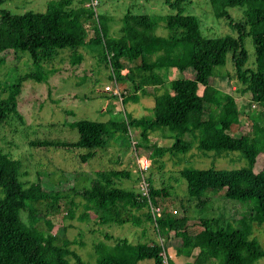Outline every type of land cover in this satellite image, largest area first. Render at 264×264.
I'll return each mask as SVG.
<instances>
[{"label":"trees","instance_id":"16d2710c","mask_svg":"<svg viewBox=\"0 0 264 264\" xmlns=\"http://www.w3.org/2000/svg\"><path fill=\"white\" fill-rule=\"evenodd\" d=\"M73 1L50 0L42 12L19 15L0 9V55L27 52L28 61L38 67L58 57L64 59L61 54L68 51L70 64L77 66L84 59L80 49L87 47L94 52L99 46L98 58L111 69L110 79H121L120 72L127 68L125 78L136 92L126 98L122 93V102L137 99L138 92L148 94L150 86L161 85L162 90L154 96L150 116L127 115L123 120L103 121L73 119L66 124L77 130L76 140L45 138L29 141V145L84 149L86 152L79 156L84 163L105 148L107 135L128 137L132 128L138 129L134 151L138 159L150 162L146 170L138 167V180L145 179L148 192L144 194L139 183L137 188L123 186V179L131 178L124 168L98 170L89 188L72 187V193L47 191L38 176L31 182L20 180L21 162L0 149V264H73L72 259L75 264H87L72 248L76 242L67 235L71 224L62 223L56 228L51 219L60 213L66 200L69 206L63 220L94 218L97 225H128L141 237L136 241L117 237L113 244L105 240L93 243L96 264H140L144 260L162 264L161 241L173 247L177 255L194 257L183 264H258L264 258V248L254 233L256 224L264 225V125L259 123L264 111L248 115L254 128L250 134L241 123L234 92L212 85L210 78L218 67L230 62L233 69L225 74L237 84L234 89L242 95L249 93L252 105L264 108V0H209L215 16L228 18L235 29V34L216 38L203 36L196 18L180 12L167 16L165 36L153 33L148 16L130 13L121 17L117 34H112L108 23L111 18L99 13L98 5L78 0L74 6ZM166 1L174 7L171 0ZM244 5L245 22H233L227 8ZM87 22L94 23L90 38ZM246 38L253 46L252 61L248 60ZM123 59L139 62L125 67ZM161 68L180 73L191 69L194 74L173 78L165 87L156 71ZM26 78L40 81L43 75L28 73ZM20 91L21 82L6 98H0V125L12 115L23 119L16 103ZM164 128L172 132V144L165 147L152 143L150 134ZM188 134L190 139L186 138ZM193 147L202 152L238 151L247 161L234 169L195 167L194 163L184 167L179 174L185 180L187 198L196 200L199 208L221 198L248 200L254 202L253 210L236 213L226 224L220 223L222 217L200 218L197 231L191 233L187 216L162 206L174 187L155 179V172L149 170H159L165 151L184 153ZM149 200L153 206H161L155 215ZM77 208H81L79 214L75 213ZM105 237L112 236L106 233Z\"/></svg>","mask_w":264,"mask_h":264},{"label":"rangeland","instance_id":"374dc122","mask_svg":"<svg viewBox=\"0 0 264 264\" xmlns=\"http://www.w3.org/2000/svg\"><path fill=\"white\" fill-rule=\"evenodd\" d=\"M49 1L0 0V9L17 15L42 12L46 9ZM77 1H73L74 6H77ZM171 2L174 7H171L166 0H99L97 10L111 18L108 23L112 34H117L121 17L125 13H130L148 16L153 22V33L165 36L167 35L165 29L167 16L177 12L195 17L199 29L205 37L216 38L225 34H235V29L230 25L228 18L215 16L209 0H171ZM227 10L233 22H245V5L228 7ZM85 25L87 37L90 38L94 35V23L87 22ZM245 47L249 55L248 60L252 61L254 53L249 38L245 39ZM64 50L69 49L60 51ZM80 50L84 59L77 66L70 64L68 51L61 54L64 59L66 58L65 60L58 57L51 63H45L38 67L28 61L27 52L17 53L15 56L9 53L0 55L3 58V61L0 62V98H6L8 93L13 90L14 85L21 82V91L17 96L16 103L18 113L23 117L20 119L17 115H12L4 124L0 125V149L21 162L20 180L31 182L38 176L42 188L47 191L59 190L72 193V187L89 188L92 179L96 177V172L108 168L127 169L131 178L123 179V186L137 188L139 160L133 144L139 138L138 129L132 128L128 137L107 135L108 144L105 148L98 150L93 158L84 163L79 158L86 152L84 149L69 147L54 149L29 145V141L45 138L76 140L77 130L70 129L66 124L67 121L73 119L103 121L112 118L123 120L127 115L137 118L152 115L151 107L155 102L154 96L161 92V85L150 86L148 94L138 92L137 99H125L122 102L118 96L104 90V86L113 84L114 79L109 78L111 69L104 62L99 61L98 55L101 53L99 46L94 49V52L87 47ZM122 62L125 67H128L136 66L139 61L130 62L123 59ZM232 69L230 62L226 66L218 67L215 70V75L211 76L210 83L222 90L234 92L241 123L244 125V129L246 128L250 134H253L254 128L250 125L252 122L248 115H259L264 111V108L257 103L252 105L249 93L242 95L234 89V85L237 84L228 79L225 74L226 70L231 71ZM126 70L127 68L120 72L121 79L115 78L125 98L136 92L133 85L125 78ZM156 71L164 79L165 87H168V83L173 78L190 77L194 74L191 69H187L183 73L177 72L175 69L163 68ZM28 73L43 75V79L39 81L36 78H26ZM3 87L6 89L2 90ZM259 123L264 125V119ZM171 133L168 128H164L151 133L149 137L152 143L166 147L173 142ZM236 135L238 136L237 133ZM186 138L190 139V134ZM161 160L164 164L160 166L159 170L151 168L149 171L155 172L153 173L155 179L163 180L167 186L174 187L173 190L170 189V196L161 204L174 214L187 216L186 225L191 233L197 231V223L200 218L222 217L220 223L226 224L230 221L229 218H233L236 213L245 212L248 214L255 208L253 201H234L227 198L216 199L204 208H199L196 205V200L187 198L186 183L179 174L181 169L193 166V163L195 167L239 168L246 164L247 159L244 154L231 150L202 152L193 147L192 150L184 153L171 154L165 151ZM74 200L79 202L80 198L75 196ZM67 202L66 200L63 203L60 213L55 214L51 219L56 224V228L61 227L62 223L71 224L67 235L76 242L72 248L87 264H96L93 243L105 240L107 243L113 244L117 237L127 236L131 241H136L140 237L135 234V228L128 225H97L94 218L86 221L63 220L61 217L66 214L69 206ZM233 206L237 209L233 210ZM80 211L81 208H77L75 213L79 214ZM23 215L26 217V214ZM40 224L45 226L43 222ZM150 230L151 226H148V238ZM106 233L112 237L106 238ZM254 233L264 248V225L256 224ZM81 242L84 244L81 245ZM169 250L171 253L175 252L173 247H170ZM174 259L179 264H183L188 260H193L194 257L176 255ZM151 262V260H144L140 264ZM72 263L75 264L74 259H72ZM258 264H264V258H260Z\"/></svg>","mask_w":264,"mask_h":264},{"label":"built area","instance_id":"2783aa9c","mask_svg":"<svg viewBox=\"0 0 264 264\" xmlns=\"http://www.w3.org/2000/svg\"><path fill=\"white\" fill-rule=\"evenodd\" d=\"M99 4V0H90L89 5L97 7V5ZM104 89L108 92H110L112 95L114 96H118L121 100H122V92L119 89V86L117 85L116 80L114 81L113 84H106L104 86ZM255 105V104H254ZM138 167L141 170H146L149 165L150 162L148 160H140L138 159ZM139 186L142 189V192L144 194H147L148 190H147V183L145 181V179L143 177L140 178L139 181ZM150 203V210L152 211V213L155 215V212H159L161 210V206L157 205V206H153V204L151 203V200H149ZM162 242V250H161V263L162 264H179L177 263V261L174 259L175 256L177 255L176 252L171 253L169 248L170 246H166L164 244L163 241Z\"/></svg>","mask_w":264,"mask_h":264},{"label":"crops","instance_id":"0c3cea01","mask_svg":"<svg viewBox=\"0 0 264 264\" xmlns=\"http://www.w3.org/2000/svg\"><path fill=\"white\" fill-rule=\"evenodd\" d=\"M178 263V262H177Z\"/></svg>","mask_w":264,"mask_h":264}]
</instances>
